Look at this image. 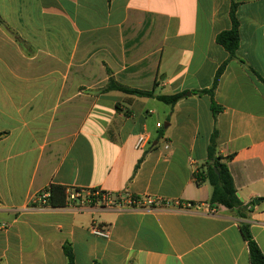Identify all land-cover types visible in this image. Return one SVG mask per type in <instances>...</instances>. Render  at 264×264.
Instances as JSON below:
<instances>
[{
  "label": "crops",
  "instance_id": "crops-1",
  "mask_svg": "<svg viewBox=\"0 0 264 264\" xmlns=\"http://www.w3.org/2000/svg\"><path fill=\"white\" fill-rule=\"evenodd\" d=\"M234 4L231 58L217 37ZM111 77L186 95L102 92ZM263 80L264 0H0V264H67L65 244L76 264H250L241 224L264 254ZM215 130L246 219L209 214L197 185ZM52 186L169 205L33 207Z\"/></svg>",
  "mask_w": 264,
  "mask_h": 264
},
{
  "label": "trees",
  "instance_id": "trees-1",
  "mask_svg": "<svg viewBox=\"0 0 264 264\" xmlns=\"http://www.w3.org/2000/svg\"><path fill=\"white\" fill-rule=\"evenodd\" d=\"M235 10L236 5L234 4L231 11L233 27L229 31L222 32L217 37L218 43L221 44L229 52L231 58L236 57V51L239 47L240 42L239 25L235 16ZM222 70L223 67L218 70L212 88L200 93H207L213 96L214 89L217 85L219 75L221 74ZM157 86L158 82L155 83V88ZM110 91H119L124 94L137 97L156 98L171 107H173L186 95V93H176L173 95H156L154 90L144 91L126 87L115 81L113 77L109 79L106 87L102 89V92L104 93ZM212 110L214 115H216L221 109L213 102ZM217 139L218 132L215 130L208 147V159L204 166L205 170L196 174L197 185H200L203 182H208L211 185L212 194L209 200V204L212 207L223 206L229 210H235L237 216L246 219L247 213L250 212L251 209L249 208V206L244 205L237 195L235 183L228 167V161L231 159V157L229 156L223 158L222 156L217 154ZM67 190L68 189L64 187L52 186L49 205L52 207L67 206ZM240 229L244 239L248 244L250 264H264V254L255 241L251 233L250 226L248 224H241ZM63 248L65 256L67 257V264H76L75 254L71 245L65 244Z\"/></svg>",
  "mask_w": 264,
  "mask_h": 264
},
{
  "label": "built area",
  "instance_id": "built-area-1",
  "mask_svg": "<svg viewBox=\"0 0 264 264\" xmlns=\"http://www.w3.org/2000/svg\"><path fill=\"white\" fill-rule=\"evenodd\" d=\"M160 127V125H158ZM145 142L143 137L138 139V146H141ZM67 201L68 205L77 206H94V207H106V208H126V209H142L151 208L155 206L169 205L168 201H163L161 199L154 198H138L131 194H121L118 196H113L110 193L103 192L99 189L83 190V189H68L67 190ZM51 197V190L46 189L38 194H36L31 199V205L33 207L43 208L49 206V199ZM180 205V202H176ZM187 208L199 207L197 205L187 203L185 205ZM216 212V207L208 206V213L214 214ZM92 233L95 236L108 238L109 230H104L96 225L91 228Z\"/></svg>",
  "mask_w": 264,
  "mask_h": 264
},
{
  "label": "water",
  "instance_id": "water-1",
  "mask_svg": "<svg viewBox=\"0 0 264 264\" xmlns=\"http://www.w3.org/2000/svg\"><path fill=\"white\" fill-rule=\"evenodd\" d=\"M238 197H239V196H238ZM240 200L242 201L241 198H240ZM261 201H262V199H256V200L254 201V205H255V206L258 205Z\"/></svg>",
  "mask_w": 264,
  "mask_h": 264
}]
</instances>
